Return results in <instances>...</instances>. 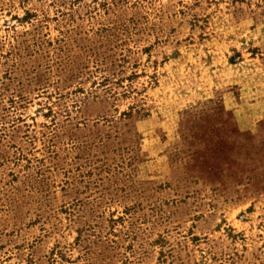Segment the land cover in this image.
Masks as SVG:
<instances>
[{
  "label": "rangeland",
  "instance_id": "1",
  "mask_svg": "<svg viewBox=\"0 0 264 264\" xmlns=\"http://www.w3.org/2000/svg\"><path fill=\"white\" fill-rule=\"evenodd\" d=\"M0 264H264V0H0Z\"/></svg>",
  "mask_w": 264,
  "mask_h": 264
}]
</instances>
